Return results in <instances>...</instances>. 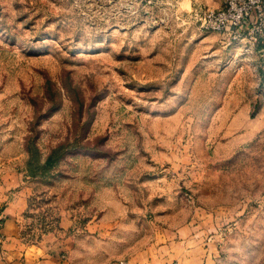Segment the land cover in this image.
I'll use <instances>...</instances> for the list:
<instances>
[{
  "label": "rangeland",
  "instance_id": "obj_1",
  "mask_svg": "<svg viewBox=\"0 0 264 264\" xmlns=\"http://www.w3.org/2000/svg\"><path fill=\"white\" fill-rule=\"evenodd\" d=\"M199 6L0 0V168L31 190L26 240L66 231L74 264H264V50Z\"/></svg>",
  "mask_w": 264,
  "mask_h": 264
},
{
  "label": "crops",
  "instance_id": "obj_2",
  "mask_svg": "<svg viewBox=\"0 0 264 264\" xmlns=\"http://www.w3.org/2000/svg\"><path fill=\"white\" fill-rule=\"evenodd\" d=\"M209 7H218L223 0H199ZM259 52L263 46L255 45ZM237 50V49H236ZM31 190L22 172L0 168V264H74L71 254L72 243L66 231L59 235L46 234L40 240H26L21 231L28 210ZM60 220V227L69 223ZM64 224V225H63ZM68 229V228H67ZM146 259L138 255L125 260L105 264H143Z\"/></svg>",
  "mask_w": 264,
  "mask_h": 264
},
{
  "label": "built area",
  "instance_id": "obj_3",
  "mask_svg": "<svg viewBox=\"0 0 264 264\" xmlns=\"http://www.w3.org/2000/svg\"><path fill=\"white\" fill-rule=\"evenodd\" d=\"M194 17L204 30L219 31L248 47L264 41V0H224L220 7L199 6Z\"/></svg>",
  "mask_w": 264,
  "mask_h": 264
},
{
  "label": "trees",
  "instance_id": "obj_4",
  "mask_svg": "<svg viewBox=\"0 0 264 264\" xmlns=\"http://www.w3.org/2000/svg\"><path fill=\"white\" fill-rule=\"evenodd\" d=\"M51 158H52V156L50 155L48 159H51Z\"/></svg>",
  "mask_w": 264,
  "mask_h": 264
}]
</instances>
